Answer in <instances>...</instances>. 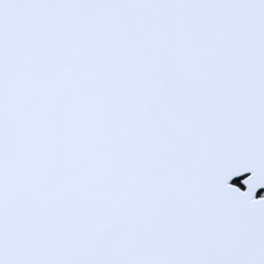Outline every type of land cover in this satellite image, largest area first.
Masks as SVG:
<instances>
[{
	"label": "snow or ice",
	"instance_id": "6c2138e0",
	"mask_svg": "<svg viewBox=\"0 0 264 264\" xmlns=\"http://www.w3.org/2000/svg\"><path fill=\"white\" fill-rule=\"evenodd\" d=\"M0 264H264V0H0Z\"/></svg>",
	"mask_w": 264,
	"mask_h": 264
}]
</instances>
